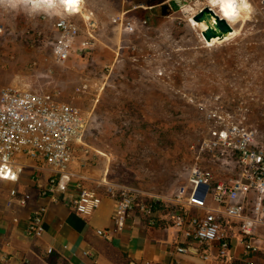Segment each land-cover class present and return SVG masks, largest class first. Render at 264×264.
I'll list each match as a JSON object with an SVG mask.
<instances>
[{
    "label": "rangeland",
    "instance_id": "rangeland-1",
    "mask_svg": "<svg viewBox=\"0 0 264 264\" xmlns=\"http://www.w3.org/2000/svg\"><path fill=\"white\" fill-rule=\"evenodd\" d=\"M168 1L84 0L82 12L0 8V86L81 107L88 128L77 160L97 177L93 186L103 193L114 184L133 187L142 198L160 199L165 213L196 165L219 180L237 177L235 152L209 156L206 141L239 124L264 146V0H250L253 19L241 35L213 46L190 21L206 0L164 12ZM61 17L81 28L65 62L54 53ZM88 17L98 27L92 47L81 52Z\"/></svg>",
    "mask_w": 264,
    "mask_h": 264
},
{
    "label": "built area",
    "instance_id": "built-area-1",
    "mask_svg": "<svg viewBox=\"0 0 264 264\" xmlns=\"http://www.w3.org/2000/svg\"><path fill=\"white\" fill-rule=\"evenodd\" d=\"M83 5L84 0H79L76 7L80 12ZM88 20L86 27L90 37L82 42L81 52L92 47L97 32V21L91 17ZM57 29L60 39L54 53L58 61L65 62L72 55L81 28L71 18L61 17ZM87 128L84 110L72 102L20 85L0 86V171L4 172L0 178L17 182L29 166L37 171L45 170L50 173L49 184L41 195H54L63 177L78 176L71 171V166L86 145ZM218 147H223V151L216 154ZM203 150L217 159L228 158V150L235 152L237 177L230 181L219 180L213 169L196 165L188 184L169 199L167 213L160 199L142 198L139 190L114 184L109 188L117 203L114 221L123 228L134 211L151 224H157L162 218L172 221L184 239L177 252H197L204 259L212 257L215 246L218 247L217 257L230 255L234 235L226 225L236 222L246 255L253 257L262 250L264 238L259 233L264 226V146L256 145L253 133L245 127L232 124L217 140L206 141ZM89 179L79 176V192L71 200L72 206L85 216L93 214L103 202L102 193L88 183ZM12 194L16 195L17 191L13 190ZM44 231L45 214L40 210L31 217L27 234L35 238ZM108 233L98 230L101 236H108ZM248 264L264 262L249 260Z\"/></svg>",
    "mask_w": 264,
    "mask_h": 264
},
{
    "label": "crops",
    "instance_id": "crops-1",
    "mask_svg": "<svg viewBox=\"0 0 264 264\" xmlns=\"http://www.w3.org/2000/svg\"><path fill=\"white\" fill-rule=\"evenodd\" d=\"M131 8L127 13L133 12ZM71 171L77 177H63L57 193L43 197L50 173L26 168L17 182L0 178V264H248L249 260L264 262L262 250L253 257L246 255L243 237L236 222L227 223L234 235L233 248L227 258H219L218 247L212 257L201 254L178 253L184 239L172 221L162 218L151 224L134 211L120 228L114 221L116 199L101 192L103 202L97 210L85 216L71 204L79 192V176L89 177V184L98 181L83 158L76 160ZM17 194L13 195L12 191ZM43 210L45 231L40 237H30L27 229L35 212ZM164 217V214L161 215ZM109 231L101 236L98 230ZM264 236V226L260 228ZM52 249V252H50Z\"/></svg>",
    "mask_w": 264,
    "mask_h": 264
},
{
    "label": "clouds",
    "instance_id": "clouds-1",
    "mask_svg": "<svg viewBox=\"0 0 264 264\" xmlns=\"http://www.w3.org/2000/svg\"><path fill=\"white\" fill-rule=\"evenodd\" d=\"M207 5L211 10L216 8L220 9L217 15H220L221 19L226 20L230 25L235 23L241 16V12L250 13L252 10L251 4L248 0H206ZM79 0H0V8L19 10L23 9L29 13H34L39 10H49L53 8H58L59 5L66 6L69 12L73 11ZM186 13L192 12L191 8L184 9ZM195 15L194 12H192ZM194 26L195 22H193ZM200 27H204L201 23ZM205 30H207L205 28ZM237 33L233 32L232 35ZM215 40L213 41V43ZM4 172L0 171V176H3Z\"/></svg>",
    "mask_w": 264,
    "mask_h": 264
},
{
    "label": "bare ground",
    "instance_id": "bare-ground-1",
    "mask_svg": "<svg viewBox=\"0 0 264 264\" xmlns=\"http://www.w3.org/2000/svg\"><path fill=\"white\" fill-rule=\"evenodd\" d=\"M248 2L251 4V2H250V0H248ZM192 6V5H191ZM190 6V7H191ZM251 6H252V10H251V12L250 13H248V12H241V16H240V18L235 22V23H232V25H233V27H234V29L233 30H231V31H229V32H227V33H222V31L220 30V28L218 27V21H217V17L214 15V14H212L211 12H209V11H207L206 13H205V15L203 16V18L201 19V20H196L193 16H191L190 17V21H191V23L193 24V22H195V25H196V27H200V24L202 23L203 25H204V27L202 28V27H200L201 28V31L203 30V31H207L209 28H216V29H218V31H219V34H218V36H216V37H213V38H211V39H207L204 35H202V36H204L205 38H204V40H205V42L209 45V46H213V45H218V44H221V43H224V42H226V41H228V40H231V39H233V38H235V37H237V36H239V35H241L242 34V28H243V26L245 25V23L250 19L251 20V18L253 19V17H251V14H252V12H253V5L251 4ZM197 7V6H196ZM202 7V6H201ZM186 9V8H185ZM191 9H193V8H191ZM216 11H217V13H219L220 12V9L219 8H216L215 9ZM74 11L75 12H80L81 10L80 9H78L77 7L74 9ZM198 11H200V10H198ZM254 11H256V10H254ZM90 15V14H89ZM186 15H187V13H186ZM191 15V14H190ZM259 15V14H258ZM257 15V16H258ZM87 16V15H86ZM86 18V17H85ZM194 25V24H193ZM205 28L207 29V30H205ZM233 32H235V33H237L236 35H232V33ZM201 36V37H202ZM215 40V42L213 43V41Z\"/></svg>",
    "mask_w": 264,
    "mask_h": 264
},
{
    "label": "water",
    "instance_id": "water-1",
    "mask_svg": "<svg viewBox=\"0 0 264 264\" xmlns=\"http://www.w3.org/2000/svg\"><path fill=\"white\" fill-rule=\"evenodd\" d=\"M193 1L194 0H169L168 3L162 4V8H163V10L170 9L174 12H178V11L182 10V8L184 6L189 5ZM207 11L211 12L212 14H214L217 17L218 27L220 28L222 33H227V32L234 29L232 24L230 25L226 20L221 19L220 15H217V11L211 10L209 8V6L202 9L198 14H196L194 16V18L198 21L201 20ZM218 34H219L218 29L213 28V27L209 28L207 31H204V33H203V35L207 39H211L213 37H216V36H218Z\"/></svg>",
    "mask_w": 264,
    "mask_h": 264
},
{
    "label": "flooded vegetation",
    "instance_id": "flooded-vegetation-1",
    "mask_svg": "<svg viewBox=\"0 0 264 264\" xmlns=\"http://www.w3.org/2000/svg\"><path fill=\"white\" fill-rule=\"evenodd\" d=\"M162 10H163V8H162ZM164 12H168L169 11V9H166V10H163Z\"/></svg>",
    "mask_w": 264,
    "mask_h": 264
},
{
    "label": "trees",
    "instance_id": "trees-1",
    "mask_svg": "<svg viewBox=\"0 0 264 264\" xmlns=\"http://www.w3.org/2000/svg\"><path fill=\"white\" fill-rule=\"evenodd\" d=\"M154 4H156V3H152V4H150V5H154Z\"/></svg>",
    "mask_w": 264,
    "mask_h": 264
},
{
    "label": "snow or ice",
    "instance_id": "snow-or-ice-1",
    "mask_svg": "<svg viewBox=\"0 0 264 264\" xmlns=\"http://www.w3.org/2000/svg\"><path fill=\"white\" fill-rule=\"evenodd\" d=\"M12 178H13V179H15V177H14V176H13Z\"/></svg>",
    "mask_w": 264,
    "mask_h": 264
}]
</instances>
